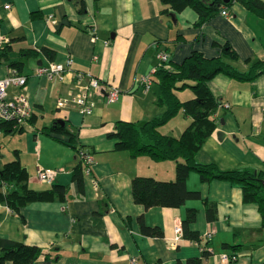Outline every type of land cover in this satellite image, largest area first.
I'll return each mask as SVG.
<instances>
[{
  "label": "crops",
  "instance_id": "1",
  "mask_svg": "<svg viewBox=\"0 0 264 264\" xmlns=\"http://www.w3.org/2000/svg\"><path fill=\"white\" fill-rule=\"evenodd\" d=\"M77 1L0 0L1 29L11 40L0 51V74L16 68L26 75L24 90L33 107L20 126L0 124L1 163L18 159L30 188L50 190L59 184L65 189L63 196L29 202L19 212L0 202V239L23 241L48 252L34 264H187L190 259L201 264H264L262 217L255 202L243 199L240 184L223 179L203 182L192 171L185 187L198 192V198L178 207L145 208L133 199L132 179L172 181L175 161L131 156L108 136L119 120L142 123L164 112L153 80L158 51L168 54L170 64H178L193 51L207 58L219 56L228 45L238 57L231 64L246 71L264 60V18L238 1L225 8L228 16L220 10L203 24L197 23L192 6L175 11L162 0H84L83 12H78ZM4 3L10 4L8 10ZM49 15L52 20H47ZM67 57L73 60L71 74L63 81L35 74L36 67ZM78 73L116 85L119 99L106 104L96 93L90 116L74 106L58 108L57 98L85 83L76 81ZM145 74L152 76L148 91L140 85ZM207 84L222 104L213 115L215 129L194 159L214 163L220 170L264 171V69L248 81L218 73ZM15 91L9 87L8 95ZM176 94L180 101L193 97L190 89ZM190 122L180 110L158 131L177 137ZM57 125L63 129L56 130ZM78 149L92 157V170L80 171V180L74 176ZM39 167L63 171L44 183L36 179ZM190 208L196 213L187 230L198 239L183 236L173 245L174 225H182ZM142 224L158 227L163 234L147 235ZM222 254L231 259L223 262Z\"/></svg>",
  "mask_w": 264,
  "mask_h": 264
},
{
  "label": "trees",
  "instance_id": "2",
  "mask_svg": "<svg viewBox=\"0 0 264 264\" xmlns=\"http://www.w3.org/2000/svg\"><path fill=\"white\" fill-rule=\"evenodd\" d=\"M83 1H77L78 12L85 10ZM162 1L175 11H180L187 5L192 6L198 14V24L205 23L213 14L225 9L233 1L242 3L246 9L264 18L263 0ZM237 60L236 53L228 45H225L222 54L216 57L207 58L201 52L193 51L178 64H170L168 59L159 60V66L153 72V80L160 89L158 101L165 106L162 115L142 123L119 120L114 129L108 132V136L116 138V147L128 150L131 156L148 154L157 160L175 161V178L172 181H159L144 176L132 179V195L135 202L143 204L145 208L151 206L178 207L187 199L198 198V192L188 191L185 187L188 174L194 171L200 175L203 182L223 179L240 184L243 199L258 205L264 225L263 170H220L214 163L203 164L194 159L195 153L215 129L217 119L213 115L222 104L221 100L212 95L208 88V81L218 73L248 81L257 77L264 69V60H258L246 71H240L231 64ZM184 89H190L193 97L180 101L176 92ZM180 110L191 117V122L182 133L177 137L160 134L158 128ZM55 127L56 130L63 129L58 125ZM78 167L74 176L80 180V171L84 173L85 167L80 159H78ZM24 170L18 159L7 162L0 168V202L12 211L19 212L21 206L32 201L46 200L54 195H64L65 189L59 184L52 185L50 190L30 188L26 183L27 177ZM4 185H8L9 189L3 190ZM207 211L211 213V206ZM195 213L192 208L187 210L182 228L183 236L197 240V234L187 230V224L194 221ZM142 231L150 236L163 234L158 227H148L143 224ZM46 253L48 252L23 241L0 239V264H5L7 261L13 264H34ZM203 253L206 255L209 252L204 249ZM187 264H201V262L199 259H190Z\"/></svg>",
  "mask_w": 264,
  "mask_h": 264
},
{
  "label": "built area",
  "instance_id": "3",
  "mask_svg": "<svg viewBox=\"0 0 264 264\" xmlns=\"http://www.w3.org/2000/svg\"><path fill=\"white\" fill-rule=\"evenodd\" d=\"M3 8L8 10L10 8L9 3H4ZM222 15L228 16L229 13L226 9L221 10ZM52 20V16H47V20ZM10 36L4 33L0 25V51L4 50L10 44ZM158 60L166 61L168 54L162 50L156 53ZM96 58V57H94ZM72 58L67 57L63 62L50 61L47 65H40L36 67L35 74L39 76H46L49 80L63 81L66 76L71 74ZM84 80V84L78 85V90L73 94L62 96L57 98V107L66 108L68 106L76 107L83 116L92 115L95 108L94 95L99 93L103 95V99L106 104L116 102L121 94L120 88L114 84H106L101 82L98 78L90 73H78L76 81ZM27 82V76L19 73L16 68L10 69L7 73L0 74V123L9 122L13 126L23 124L30 118L33 111L32 104L29 101V97L24 90ZM152 84L151 74L142 75L140 78V85L144 91H148ZM15 87L16 91L10 96L8 95V88ZM226 107L228 104H224ZM77 157L84 164V170H92V157L86 154L82 149L77 151ZM2 166L0 160V168ZM63 171V168H45L39 167L36 173V179L40 182L50 183L54 180L56 175ZM90 172V171H89ZM87 172V173H89ZM9 210V207H8ZM207 237L211 235V232L205 234ZM183 237L182 225L177 222L173 228L172 243L177 244ZM208 251L211 249L206 248ZM221 260L228 262L231 257L228 254H222Z\"/></svg>",
  "mask_w": 264,
  "mask_h": 264
},
{
  "label": "water",
  "instance_id": "4",
  "mask_svg": "<svg viewBox=\"0 0 264 264\" xmlns=\"http://www.w3.org/2000/svg\"><path fill=\"white\" fill-rule=\"evenodd\" d=\"M224 2H227L228 0H223ZM57 123H59L60 125H63V122L62 121H58ZM218 134V136H222V135H224L222 132H218L217 133ZM220 138V137H219Z\"/></svg>",
  "mask_w": 264,
  "mask_h": 264
},
{
  "label": "clouds",
  "instance_id": "5",
  "mask_svg": "<svg viewBox=\"0 0 264 264\" xmlns=\"http://www.w3.org/2000/svg\"><path fill=\"white\" fill-rule=\"evenodd\" d=\"M183 229V228H182Z\"/></svg>",
  "mask_w": 264,
  "mask_h": 264
},
{
  "label": "rangeland",
  "instance_id": "6",
  "mask_svg": "<svg viewBox=\"0 0 264 264\" xmlns=\"http://www.w3.org/2000/svg\"><path fill=\"white\" fill-rule=\"evenodd\" d=\"M57 176V175H56Z\"/></svg>",
  "mask_w": 264,
  "mask_h": 264
}]
</instances>
